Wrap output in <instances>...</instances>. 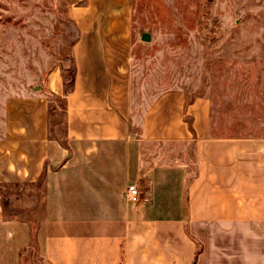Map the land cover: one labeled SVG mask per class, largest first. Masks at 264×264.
Instances as JSON below:
<instances>
[{
  "label": "crops",
  "instance_id": "1",
  "mask_svg": "<svg viewBox=\"0 0 264 264\" xmlns=\"http://www.w3.org/2000/svg\"><path fill=\"white\" fill-rule=\"evenodd\" d=\"M106 1L72 12L62 137L45 97L9 112L0 264H264V135L218 124L211 97L148 88L130 16Z\"/></svg>",
  "mask_w": 264,
  "mask_h": 264
},
{
  "label": "rangeland",
  "instance_id": "2",
  "mask_svg": "<svg viewBox=\"0 0 264 264\" xmlns=\"http://www.w3.org/2000/svg\"><path fill=\"white\" fill-rule=\"evenodd\" d=\"M108 0L127 13L135 34L137 77L153 92L182 89L211 97L218 124L251 134L264 122V0ZM85 0H0V137L14 104L49 101L51 134L62 137L74 76L73 11Z\"/></svg>",
  "mask_w": 264,
  "mask_h": 264
},
{
  "label": "built area",
  "instance_id": "3",
  "mask_svg": "<svg viewBox=\"0 0 264 264\" xmlns=\"http://www.w3.org/2000/svg\"><path fill=\"white\" fill-rule=\"evenodd\" d=\"M129 192H130V198L133 201H138L139 200V192L135 186H130L129 187Z\"/></svg>",
  "mask_w": 264,
  "mask_h": 264
},
{
  "label": "trees",
  "instance_id": "4",
  "mask_svg": "<svg viewBox=\"0 0 264 264\" xmlns=\"http://www.w3.org/2000/svg\"><path fill=\"white\" fill-rule=\"evenodd\" d=\"M73 80H74V77H73V79H72V83H73Z\"/></svg>",
  "mask_w": 264,
  "mask_h": 264
}]
</instances>
